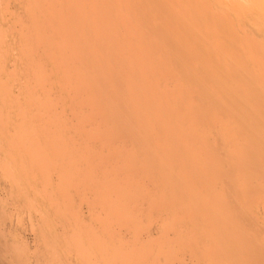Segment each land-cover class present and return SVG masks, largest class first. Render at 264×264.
<instances>
[{"label": "rangeland", "instance_id": "obj_1", "mask_svg": "<svg viewBox=\"0 0 264 264\" xmlns=\"http://www.w3.org/2000/svg\"><path fill=\"white\" fill-rule=\"evenodd\" d=\"M18 1L19 0H12V1L0 0V19H1L0 20L1 22L0 23V145H1L0 146V264H84V263L86 264H218V263L224 264L225 262L226 264L229 263L239 264V262L240 264H244V263L264 264V259H263L264 250L262 249L264 248V243H262L263 242L262 240H264V238H262V240L260 239L261 238L260 236L263 237L264 235V226H262L264 225V188H263L264 160H263V148H262L263 146L262 141L264 138V134L261 135L258 134L259 132H262V124L259 123L256 126L255 135L254 134L248 135L246 131H244V133L246 132V134H244L242 131H241L242 134H240V131L238 132V130H235L237 129L236 126H239L240 122L234 121V119H232L233 115H228L230 118L226 117L227 110L225 108H227L228 104H230V102L228 101H230L231 99L229 98L227 99L225 97L226 99L225 98L224 99L227 102V104H224L226 106L223 107L220 106L219 104H217L215 107L212 104H210L212 103L213 97H216L214 96L216 94L214 90L209 91L210 93L206 92L208 93V98L205 99L206 102L203 103H205L204 105L207 108L208 107L210 108V110L204 108L206 112L208 111V114L209 113L211 114L214 110H216L217 107L219 108L222 107L220 110H216V112H213V114L215 113L214 117L215 116L216 117L214 118L212 116V119L209 120L211 117L210 115L209 119L208 120L204 119L205 120L204 121L200 116H194V115L188 116L186 112L187 111L190 112L189 108L191 107L192 104L194 105V107L197 103H200L197 106L201 105L202 98H200L201 100L199 101L198 99L199 95H196L198 92L195 93V91L198 90L192 88H191L192 90L190 89L188 90L187 88L185 92L187 93V90L189 92L186 98H184L185 92L183 93L184 97L181 96L182 99L176 98L179 97L178 94L181 93L180 91H178V93L176 94V91L179 87H180L179 90H181V86L174 84V86L176 85L175 88H177L175 90L173 88L174 86L171 87L174 83L172 81L173 79L172 78H171L172 80L168 79L169 78L168 76L172 77V74L170 75L169 73L171 72L178 73V69H177L178 67L174 64V62L177 60L187 61V67L185 71L186 70L199 71L206 69L208 70V69H212V67L213 68L220 67L223 70L222 72L225 73L235 71L241 68H248V67H250V69L254 71L261 70L264 67V63H263L264 27L262 26L264 25V23L262 24V20L264 22L263 19L264 10H262L264 9L263 6L264 4H262L264 0H253V1L250 0L251 2L249 0H246L247 2L244 0L245 4L248 3L249 1V4L245 5V7L247 6L246 9H248V11H246L243 6L238 7V5H240L238 3L244 4V2H242L243 0H239L238 2H236L237 0H229V3L227 2V0H223V1L218 0L220 4L217 6L218 3H216L214 4V7L217 6V8L215 9L216 10L218 9L219 12L214 10L213 6L210 7L208 5L209 3L207 2L206 7L203 9V11L207 7H208L207 9H209L207 11L212 10L213 12L214 10L216 13H218V16L216 15L215 17L216 19L222 16L221 13H223V11L225 12V14L228 15V16L226 15L227 19L228 17L233 18L232 15L234 14L232 13H234V10H236L233 21L230 18L228 19L229 20L228 22L232 21L231 23H229L228 26L230 29L225 30V27L228 25V22L226 23L227 25L223 24V26L222 25L220 26L219 25L220 23L215 24L216 23L215 20H213V22L210 24L209 23H207V25L205 24L203 28L206 31L204 30L205 31L203 32L205 33L204 35L202 33L203 36L206 37L209 32L210 33L214 32L215 35L218 31L220 33L219 30L220 28H224L222 29L225 30L224 35L221 36L224 39L220 37L218 39L213 38L214 41L212 40L213 41L212 42L211 41L212 38H210L209 41V38L207 39V37L205 38L200 36V38H197L196 40L194 39L195 41L194 40L191 41L189 40L188 42L186 41L185 46L183 43L175 44L176 46L179 47L184 46V51H186V54L185 53L182 54L179 52L177 54H174L176 53V50H173L172 47H169L168 42H162V40L159 41L158 39H154V41H151V39H149L147 41L146 39H144L146 40V42H144V40L138 38L140 36L142 37L143 36L142 33L144 34L145 32V31L143 32L141 29L139 30V32L135 29H132L133 32L131 33H134V30L136 31L133 35L127 33L128 31L127 28L128 29L132 28V24L135 23L133 21L136 18L138 19L139 15L133 16L134 19L132 21L133 23L129 26L130 28L127 27V25H129L127 24L128 23L127 22L126 25H124V27L122 26V24H119L121 28L119 29V26H117L118 24L116 23L120 16L119 13L121 12L120 11L121 6H119V8L114 7V10L117 11L115 12L116 21H113L115 22L116 27L113 26V23L111 21L115 17L113 18L111 16L112 17L111 20L108 18V14H110L109 10H112V12L114 10L109 9L107 12V10L105 11L103 9V11H101V9L105 6L104 1L105 3H107L110 0H108L107 2L106 0H99V2L97 0L95 1L91 0L90 3L88 2L89 5L88 4L86 5V3H84L85 4L84 5L83 2L81 3L82 0H80L79 2L80 4H79L78 3L79 0H75L76 1L75 3L77 4L78 7L79 6L81 7L82 4L84 5V6L82 5L81 8H78L74 2L73 3L71 2V0H69L70 3L69 2L67 3L66 0H64L65 5L63 4V0H55V1L39 0L38 2L36 0H34V2L32 0L30 1L23 0L24 2L21 0L22 1L21 3H23L22 8L26 7V9L27 8L32 9V11L29 10L28 12V10L24 8L26 13L28 12L29 14L31 12L30 16L28 15V17H26V14L24 13V10L22 11V8L20 10L19 7H16L20 5L18 4ZM100 1L101 2L103 1L101 9L99 8L100 6L98 5ZM122 1L119 0L118 2H122ZM203 1L205 2L206 0ZM232 1H234L233 4L235 3L237 4V6L235 4L236 8L238 7L237 9L233 5H231L230 2ZM15 2L16 4H14ZM32 2L34 6L36 5L37 2L38 4L36 7L37 10L36 8H33ZM40 2H42L41 3L42 9L44 8V11L39 6ZM56 2L58 3L56 4ZM93 2L96 4H93ZM111 2H112L111 4L114 3L113 1ZM215 2H217V0H215ZM215 2L213 0H210V3H215ZM225 3H227L228 8L225 7V10L222 11V9H220L221 8L220 6H223ZM71 4H73V6L76 7L74 8L72 6L73 7L72 8ZM111 4L109 2L108 5ZM47 5H49L48 8L46 7ZM58 5L60 7L59 9L57 8ZM93 5H95V7L98 8L97 12L95 13H98L96 15H98L100 19H98L97 16H96L97 18H93L95 16L94 15L95 13L93 12L96 10L95 8H93L91 9V11L92 10L94 11L92 12L90 11V8H92ZM191 5L192 3L188 7H192ZM86 6L88 7L90 6L88 8V11L85 8ZM83 7L85 8L84 10V12L86 11L85 13L83 12L84 9ZM122 7H123V11L126 10V15H128V11L130 9L127 6H124V4L122 5ZM64 8L67 11L64 10L63 12ZM71 8L73 10L78 8L76 13L77 16L74 13L76 11H73ZM226 8L230 10L228 13H226L228 11ZM17 9H18V13H16L17 14L16 15L15 11ZM33 9L36 12L33 11ZM61 9L62 11H60ZM81 9L82 12L84 13V16L81 15V17L83 18L81 17L80 18L84 21V22L82 21L84 23V26L82 23L78 25L79 22H81V20L78 18L79 16L78 12H80ZM232 9L233 12L231 11ZM249 9L251 10L249 11ZM69 10L71 11V13ZM21 11L24 13V16ZM104 11L107 12L108 19L104 18L106 17V15H103L104 17L99 16V13L106 14L104 13ZM123 11L121 13H123ZM61 12L65 14L68 13V15L67 14L64 15L62 13L63 16H66L63 18L62 14L60 15ZM40 13L42 15H40ZM86 13H87V17L84 19ZM88 13H90V16L91 13H93L92 15L94 16H91L93 23L94 20H96L95 22L97 24L98 23L97 19L99 20L98 23L99 25L97 24L98 27H96L95 29H98L102 25V24L100 25V23L104 19L105 20L107 19V23L112 24V28H110L111 24L106 25L107 29L109 28L108 30H112L110 32L111 34H114V30H117L116 34H118L119 31L120 32L122 31L124 32L125 35L128 34L131 37L132 36L134 37V35L138 33L137 34L138 36L137 35L135 36L137 39L132 40L131 37L129 38V36L127 35V37H125V41L123 42L113 41L112 43L111 40L110 41L107 40L108 41L107 42L105 41V39L103 40L102 38L101 40L97 39L95 41V39L97 38L96 36H98L97 35L98 32L97 30L94 29V25H95L94 23L93 26L91 27H93V33L94 35L95 34L96 35L92 37L93 35L92 29L91 27H89L90 25H92V23L91 24L89 23L90 25H86L87 19L88 18L89 20L91 19ZM206 13L208 14L209 12ZM205 14L201 15V17L203 16L205 17L206 16ZM209 14L212 15L211 12ZM6 15H10L11 18L9 16L6 17ZM1 16H3V18L4 17L6 18L2 19ZM13 16H17L15 17L16 19L14 18L15 19L14 21L12 20ZM21 16H23V18ZM48 16L50 18H47ZM58 16L59 18L57 19ZM73 16H75L76 19L78 18L80 21H77ZM145 16L146 14H144V17ZM101 17L103 19H101ZM144 17L142 16L141 19L144 20L145 19ZM20 18L22 20L24 19V21H22L23 24L27 23L26 26L24 25L22 27L19 26L21 29L17 27V25H20V23H18L20 21ZM36 18L39 20V22L36 20ZM39 18H41V21L43 23L42 22L40 23ZM53 18L54 21L58 23V25L61 24L62 25L58 26L57 23L55 24ZM18 19L19 21H17ZM29 19L32 21V23L31 21L29 22ZM65 19H67L66 22ZM4 20H6V22ZM74 20H76L77 22ZM108 20H110V22ZM208 20L211 21L209 18ZM15 21H17L18 23V24L16 23L17 25L14 24ZM35 21H37L36 22L37 25L34 23ZM61 21L64 23V26ZM107 23L104 22V24ZM40 24H42L43 26L42 28ZM49 24L51 25L52 28L48 27ZM54 24L55 26H53ZM28 25L29 26L33 25V26H31L30 28ZM74 25L76 26L74 27ZM103 25L102 27H100L101 30L103 27H105V25L104 26ZM134 25L135 24H133V27ZM87 27L91 29V30L89 29L90 34L87 33V35L89 36L86 35L88 29ZM71 28H73V30ZM100 28L98 29V31L100 30ZM78 29L79 31L81 30V32H79ZM107 29L105 27L103 28L102 31L103 32L108 31ZM122 29H124V31ZM56 30L57 33L54 32ZM13 32L16 35L12 34ZM35 32L36 33L38 32L41 35L39 34L38 36H36ZM66 32L68 33L66 34ZM226 33L228 35H225ZM79 34L81 35V37ZM42 35L44 37H42ZM74 35L76 36V38L74 37ZM101 35L99 32V36H98L99 39ZM216 35H218V33ZM77 36L81 40L78 39L79 40L78 41ZM89 37L94 39L92 40ZM143 37L145 38L146 36ZM88 38L89 40H87ZM127 39H129L130 41H128ZM216 39L219 42H217ZM85 40H87V42L91 41V43L90 42L85 43ZM176 46L174 49H176ZM172 63L174 65L170 66L172 65ZM180 70L184 71V69H180ZM118 73L120 74L118 75ZM122 73L124 74L125 77L123 76ZM161 73L163 74L165 73L164 75L167 74L166 76L168 82L170 80L173 83L172 82L167 83L165 76H163V78L160 77V75H162ZM148 75H152V77L156 76L154 77L155 78L154 80H156L157 82H155L152 79L153 81L150 84L151 87L150 85L144 86V84H146V82L149 81L147 79L151 80V77L150 78L147 77ZM158 77L160 79L159 81H161L162 83L157 80ZM161 78L163 80L165 79V81L161 80ZM241 80L242 79H240L239 81ZM239 81L237 82L238 84H236L235 87L234 85H232L229 86V88L231 89L233 87L235 89L236 86H242L243 84H245L246 82L245 76L243 77L241 83H239ZM149 83L150 81L147 82V84ZM155 83L156 85L160 84L161 86L160 85L158 86H160L161 88L156 87V85L154 86ZM162 86H164V88H162ZM139 87H141V89L143 90L142 91L139 90ZM152 87L157 91L164 89L162 90V92L164 93L162 94V92L160 91L157 93L156 90L151 89ZM171 88H173L174 93L171 91L172 90ZM121 90L124 94H122ZM145 90L147 92H144ZM216 91H220V90H216ZM227 91L228 90H225L223 91V93ZM118 92L121 94H119ZM140 92H144L143 94L147 96L150 95L151 92V95L155 94V96L153 97L152 95L145 97V95L143 96L142 94L140 97V95H138ZM165 92H166V96L172 95V97L169 96L165 97ZM136 94L141 98V100L139 99V97L137 98ZM193 94L195 95L192 96ZM130 95L131 96L136 95V97H130ZM144 97L147 103L143 102ZM150 97L153 100L156 99L157 97L158 101L155 102L154 100L151 102L150 101L151 99H149ZM115 98L118 102L115 100ZM160 98L165 100V101L162 100L163 104H165V102L167 101L165 105L160 104L161 103ZM170 98L175 99L174 100L175 102L179 100L177 101L178 104L177 103L175 104V102H173V100ZM124 99H126L128 105L123 104L126 103ZM190 99L193 102H191ZM128 100L130 103L132 102L133 103L130 105ZM180 100L182 101L184 100L185 102H181L180 104ZM168 101L170 102V104ZM259 101L260 98L257 102L258 103L257 107L258 105H260L261 107V102ZM150 102L152 105H156V106L153 107L149 106ZM155 103H158L160 106ZM171 103L173 105L175 104V107L174 106L173 107L176 110L173 111V109H171L173 108ZM146 104L149 107H147ZM116 105H118L117 107H122L123 105V107L121 109L119 108L117 109ZM124 105H127V107ZM142 105H145L146 109L143 108L141 109L145 110V112H148V114H145L143 110L139 109L138 106L141 107ZM161 105L162 107H165L164 109H162L164 110V112L162 111L163 113L161 112V110H158V108L159 109L162 108ZM166 105L167 106L170 105V107L168 106V108L170 109L167 110ZM132 107L134 111L141 110L140 111L141 113L140 112L136 113V115L139 116L138 119H136L137 116L135 114H131L133 113ZM156 107H157L156 112L160 111L159 113L162 114L167 113L169 111L168 112L169 114H167L168 117L166 114H165L166 116L162 114L160 115L157 114V116L159 115V117L156 119V117H154V114L156 115V112L154 111L156 110ZM177 107L179 110L180 108L182 109L183 107L182 110H185L183 111L184 115L182 114V110H180L181 113L180 111H177ZM149 108H152V111L155 112L151 117L149 116L150 114L149 111H151V109ZM237 108L240 109L238 106ZM130 109H131V113H130ZM125 110L126 111L128 110V112H126ZM17 111L20 112V114ZM37 111H39L38 113L41 116L37 113ZM122 113L124 114L122 115ZM17 114L18 116H21V119L17 116ZM21 114L27 116H22ZM126 114L128 117L126 116ZM129 114L133 115L135 120L138 121L137 125L139 128L146 125V127L144 126L145 128L144 127L141 128V133L140 132L138 133L139 135L133 134L128 129H125L126 131L124 132L123 131L120 132L116 129L118 126L119 127L121 126V122L131 123L133 125L136 124L135 121L133 123L132 120H134V118ZM119 115H120L119 117L120 119L119 118L118 119L120 121L116 118ZM143 115L145 116L144 117L145 120L148 119V121L146 120L145 122V120H143L144 121L143 122L142 119H140V116L142 118ZM8 117H10L9 119H11L13 123L9 121ZM31 117H32L31 119L32 124L31 123L27 124V122H30L27 120ZM127 118H129L130 121H128ZM164 118L166 121L164 120ZM257 118L261 120L262 115L259 114ZM111 119L113 121L115 120L114 126H112L113 122L111 121ZM213 119L215 120L214 123H212ZM109 121L112 124H109ZM147 122L148 124H146ZM142 123L145 124L139 126V124ZM8 124H11L12 126ZM154 124L157 125V127H159L157 128L158 130L156 129ZM17 126H18V130H16ZM21 126L23 127L21 128ZM147 126L149 127V129L147 128ZM5 127H7L6 128L7 131ZM41 128L42 129L45 128L44 129V131L46 130L45 133L47 132L50 135L48 134L45 135L44 131ZM168 129L169 131H167ZM127 130L129 134L127 133ZM148 130L151 132L149 133ZM215 130L218 132H216ZM9 131L10 133L12 132L11 135L10 133H8ZM16 131H18V133H16ZM111 131H113L114 133L113 132L110 133ZM122 134H124L125 136ZM129 137L131 138L129 139ZM12 138H14V140ZM15 138L19 140L17 141V143L12 142V140L16 141ZM20 139L22 140L21 142ZM199 139L201 141H199ZM192 140L194 141L190 144V141ZM206 141L207 143L210 144H207ZM150 142L153 143V146L150 144ZM168 142L172 146H169L170 144ZM203 143L206 145H204ZM134 145L137 147H134ZM174 145L177 147L176 150H173V148L174 149L176 148ZM251 145L254 148H252ZM201 149L207 150L208 153L205 154L206 151H203ZM165 150H167L168 153ZM229 150L234 154L231 153ZM174 151L177 152V157L175 154L176 152ZM244 151L246 152L244 153ZM141 152H143V155L141 154ZM144 152L151 153V155L150 154L145 155L146 153ZM242 152L244 155L242 154ZM168 155H170L169 156L170 159L168 158ZM179 155L181 156L183 155V157ZM242 155L246 157L243 158ZM162 156H163V160H162ZM239 157L240 160H238ZM143 158H144V162L142 160ZM187 159H189V161ZM183 160L186 162V164L185 162H183ZM229 161H231V163ZM257 161L260 162V165L263 164L262 167H260ZM207 162L211 163L210 167L208 165L209 163ZM224 162L227 166L224 164ZM232 162L235 164V166L232 164ZM173 163H175V165ZM192 164H194L195 168ZM186 165L187 168H185ZM204 169L206 172L204 171ZM245 169H247L248 171ZM210 171L211 172L214 171V173L213 172L211 173ZM241 171L246 173V175L245 174L241 175L240 173ZM207 172L209 173L205 177V173ZM215 172H217V174ZM247 173L250 175H248ZM209 174H213V175L208 176ZM218 174L220 176H218ZM214 176H216V178ZM218 178H220V180ZM198 179L200 180L198 181ZM216 179H218V181ZM243 179H245V181ZM156 180L158 181V184ZM247 180L248 182H246ZM249 181L251 182V184ZM201 182H204V184ZM196 183H198V185ZM164 184H166V186ZM212 185L213 187H211ZM193 186L195 188H193ZM198 187L201 188V190L198 189ZM234 187L238 189H235ZM246 188L247 190H249L248 192ZM165 189H167L168 191ZM213 189L215 190L213 191ZM194 190L195 191L199 190V191L196 192L197 193L196 194ZM203 190L204 193H202ZM224 191L226 193H224ZM211 192L213 194L210 196ZM237 192L239 193L237 194ZM193 193H195L196 195ZM182 194H184V196ZM214 194L216 196H213ZM225 194L226 195L229 194V195L225 196ZM181 195L182 197H180ZM185 195L187 196V198ZM223 196L225 197V199ZM199 197L201 198L204 197V199L199 200L201 199ZM211 197H214L213 198L214 200ZM207 198H209L210 200L209 199L207 200ZM215 198H217L216 199L217 203L215 202ZM182 200H185V202ZM220 201L225 203V205H222L223 203H221ZM228 201L230 202V204ZM203 202H206V204H204ZM207 202H212L213 207L211 206L210 203ZM197 203H201V204L197 205ZM214 204L216 207H214ZM207 205L211 206L213 209L211 207L208 208ZM168 206L170 207V209L171 208L172 209L170 210ZM224 206L227 208H225ZM234 206L236 207V209H238V207L242 209H239L238 210L239 212H237V210L235 209L233 210ZM190 207H191V212L186 213L187 211H190L189 209ZM198 207H201L202 209L200 210V208ZM222 209L226 211L224 212ZM205 210H207L206 211L207 214L204 213ZM213 210H216L215 213L219 210L218 211L219 213L217 212L216 214L217 218L213 217L215 214V213L213 214L214 212ZM227 210L231 212L229 213L227 212ZM240 210L242 212H240ZM180 211L181 212L183 211L184 213L182 212L181 214ZM200 211H202L201 213L204 215H202ZM194 213H198V214H194ZM235 213L237 214V216ZM225 214L226 215L229 214V216L227 215L228 218L225 217L226 216ZM177 215L179 216L177 217ZM210 215L211 216L213 215L212 216L213 218H211ZM240 215L243 216L239 217ZM201 216L202 217L204 216L203 218H201L202 220L199 219V217ZM188 217L190 218L188 219ZM194 217L195 219L193 220ZM229 217L231 218L234 217V220L232 219L233 221H231ZM179 218L181 219V223L180 220L178 222ZM219 218L220 221H218ZM238 218L241 219L239 222L237 221L239 220ZM256 218L258 222L254 220ZM196 219L199 221V223H197ZM213 219L215 221H213ZM207 221L209 224H207ZM189 222H191L190 223L191 225L189 224ZM195 223L197 224L196 228L192 226L195 225ZM231 223L233 224L230 225ZM206 224L207 226L205 227L204 225ZM220 224L221 225L224 224V225L220 226ZM257 225L258 228L260 227L259 229L257 228ZM216 226L218 228H216ZM219 226L223 228H220ZM233 226L235 227L232 230L233 231L232 234L231 229L233 228ZM168 227L170 229H168ZM190 227L193 228L191 229ZM197 227L199 231H197ZM181 228H183L184 230ZM188 228H190V230ZM208 228L210 229V231ZM244 228H246V230ZM193 229L195 231H193ZM221 229H224L226 232L224 230L222 231ZM251 229L254 230L255 234L253 233L251 234V232H253L251 231ZM260 229L262 232L261 231L259 232ZM213 230H215L216 232L215 231L213 232ZM171 231L173 232L171 233ZM196 232L197 235L195 234ZM239 233H242L240 234L242 236H240ZM206 234H208L207 237L209 236L210 238H207ZM229 234L231 237H229ZM185 235L187 238L185 237ZM194 235L195 237H193ZM199 235L201 236V238L199 237ZM245 236L248 237L249 239L246 238ZM254 236H255L254 240L256 241V243L252 240ZM244 237L246 239H244ZM238 238L239 241L238 240L236 241V239ZM207 239H209V241ZM226 239L228 242L226 241ZM258 239H260L259 240L260 243L258 242L259 243L258 246L260 248H258L257 246ZM246 241H248L249 243H246ZM252 241L254 242V244ZM193 242H195L196 244ZM207 242H210L211 244L209 245ZM223 242L226 243V244L224 243V245L226 246H222ZM213 244L215 247L213 246ZM248 244L250 246L251 251L250 249L247 248ZM252 244L254 245L253 247ZM237 246L240 247L238 248ZM208 247L211 248L208 249ZM223 247H226L227 251L230 250L229 252L230 254L229 253L227 254L226 251H224L226 249H224ZM220 248H223L224 250L223 249H221L222 251L218 250ZM245 249L250 251L248 253V251L246 250L245 251L247 253L246 255H244ZM233 251L234 254L232 253ZM254 256L255 258L253 259L252 257ZM197 257L199 259H197ZM235 257L237 258L238 261L239 260L240 261L238 262ZM241 258H243V260ZM82 260L84 262H82ZM250 260L251 261L254 260L253 263Z\"/></svg>", "mask_w": 264, "mask_h": 264}, {"label": "bare ground", "instance_id": "obj_2", "mask_svg": "<svg viewBox=\"0 0 264 264\" xmlns=\"http://www.w3.org/2000/svg\"><path fill=\"white\" fill-rule=\"evenodd\" d=\"M12 1V0H11ZM19 1H20V3H19ZM18 1V4H20V5H18V6H16V7H19V9L21 10V8H22V4L23 3H21L22 1L21 0H19ZM27 1V0H26ZM30 1V0H29ZM33 2H34V0H32ZM37 2L39 1V0H36ZM44 1V0H43ZM55 1V0H54ZM85 1V2H84ZM82 0L81 1V3L83 2V4L84 3H86V5L88 4V2L90 3L91 2V0L89 1V0ZM87 1V2H86ZM95 1V0H94ZM98 2H99V0H97ZM108 0H106V2H107ZM111 1H113L114 3L113 4H111L112 2ZM119 0H110V1H108L107 3H105V1H104V7L101 9V7H102V2L100 1V3H98V5L100 6L99 8L101 9V11H103V9L106 11L107 10V12H108V10L109 9H113L114 10V7H117V8H119V6H121L122 7V5L124 4V6H127L130 10L128 11V15H126V10H124L123 11V7H122V10H121V7H120V11L122 12L123 11V13H121V14H123V15H121L120 13H119V18H118V21H117V23L116 24H118L117 26H119V24H122V26L124 27V25H126V23L127 24H129V25H127V27H129L133 22H135V23H133V24H135L136 25V27H135V25H134V27H133V24H132V28H130V29H128L127 28V30L128 31H130V32H128L127 31V33H129V34H131V35H133L136 31L135 30H137L138 32H139V30L141 29L143 32H144V34L142 33V35L143 36H146L145 38L142 36H140V33H139V36L140 37H138V38H140L141 40H144V39H146L147 41L149 40V39H151V41H154V39H158L159 41H161L162 40V42H168V46L169 47H172L173 48V50H176V53H174V54H177L178 52L179 53H182V54H186V51H184V46H185V42L187 41H191V40H196L197 38H200V36H202V37H205V36H203L205 33H203V32H205L206 30L203 28V26H205V24L207 25V23H212L213 22V20H215V24H219L220 26L222 25L223 26V24H226L229 20V18L230 17H228V19L226 18L228 15L227 14H225V12L223 11V10H225V7H227L228 8V5H227V3H225L223 6H220L221 8L220 9H222V11H223V13H221L222 14V16L221 17H218L217 19L215 18L216 17V15L218 16V13H216L214 10H216L215 8H217V6L220 4V0L218 1L217 0V2H215V0H213L215 3H210V0H206L205 2L203 1V0H201V3H200V0H120V1H122V2H118ZM193 1H195V2H193ZM223 1V0H222ZM239 0H237L236 2H238ZM246 1V0H245ZM245 1L243 0L242 2H244V4H241V3H238V4H240V5H238V7L239 6H243L244 8H245V10L246 11H248V9H246V7H245V5H248L249 4V1H248V3H246L245 4ZM251 1H253V0H251ZM250 1V2H251ZM24 2V1H23ZM33 2H32V5H33ZM37 2H36V5L34 6L33 5V8H36L37 7ZM46 2V1H45ZM66 2L68 3L69 2V0H66ZM71 2L73 3H75L76 1L74 0V1H72L71 0ZM80 2V0L78 1V3ZM109 2H110V4L111 5H108L109 4ZM207 2L209 3L208 5L211 7V6H213L214 7V4H216V3H218L217 4V6L216 7H214V10H213V12H212V10L211 11H207V10H209V9H205L204 11H203V9L206 7V4H207ZM212 2V1H211ZM227 2L229 3V0H227ZM241 2V1H240ZM247 2V1H246ZM42 2H40V4H41ZM53 3V2H52ZM58 2H56V4H57ZM70 3V2H69ZM192 3V7H188L190 4ZM194 3V4H193ZM231 3V5H233L235 8H236V6H237V4H236V6H235V4H233L234 3V1H232V2H230ZM14 4H16V2L14 3ZM39 4V6L41 7V9H42V4L40 5ZM48 4V3H47ZM63 4H64V0H63ZM76 4V3H75ZM80 4V3H79ZM82 4V5H83ZM93 4H96V3H94L93 2ZM122 4V5H121ZM210 4H213V5H210ZM262 4H264V2L262 3ZM61 5V4H60ZM65 5V4H64ZM82 5H81V7H82ZM85 5V4H84ZM83 5V6H84ZM89 5V4H88ZM207 5V6H208ZM227 5V6H226ZM230 5V6H231ZM23 6H25V5H23ZM38 6V7H39ZM48 6L49 5H47L46 7L48 8ZM63 6V5H62ZM70 6V5H69ZM68 6V7H69ZM73 6V4H71V7ZM76 6H77V4H76ZM76 6H73L74 8L76 7ZM94 6V7H93ZM92 6V8H90V11H91V9H93V8H95L96 10L94 11V10H92V11H94L93 13H95V12H97V10H98V8L97 7H95V5H93ZM264 6V5H263ZM72 7V8H73ZM78 7V6H77ZM80 6L78 7V8H81ZM90 7V6H89ZM88 6H86L85 8L87 9V11H88V8H89ZM233 7V8H234ZM237 7V8H238ZM241 7H240V9H241ZM6 8V7H5ZM25 9H26V7H24ZM24 8H22V11L24 10V13L26 14V17H28V15L30 16V13L28 14V12H29V10L30 11H32V9H26V10H28V12L26 13L25 12V9ZM58 9L60 8L59 7V5H58V7H57ZM71 8V9H72ZM78 8H76L75 10H73V11H76V12H74L75 13V15H76V13H77V9ZM84 8V7H83ZM85 8L83 9V12H84V10H85ZM116 8V9H117ZM226 8V9H227ZM236 8V9H237ZM243 8V9H244ZM16 9V8H15ZM50 9V8H49ZM70 9V10H71ZM229 9H230V7H229ZM20 10H19V12H20ZM36 10H37V8H36ZM40 10V9H39ZM43 11H44V8L42 9ZM64 10H66L65 8L63 9V12H64ZM69 10V11H70ZM80 10V9H79ZM78 10V11H79ZM228 10V9H227ZM226 10V11H227ZM251 9H249V11H250ZM262 10H264V9H262ZM15 11V10H14ZM21 11V12H22ZM33 11H35L34 9H33ZM42 11V12H43ZM60 11H62V9L60 10ZM67 11V10H66ZM89 11V12H90ZM91 11V12H92ZM100 11V12H101ZM104 11V13H106V14H102V13H99V16H102V17H104L103 15H106V17H104V18H107V12H105ZM112 12V10H109V13L111 14V12ZM117 10H114L113 12H112V14L110 15V14H108V18L109 19H111L112 20V17L115 19H113L111 22L113 23V26H115V22H113V21H116V15H115V12H116ZM217 12H219V10L217 9L216 10ZM230 10H228L226 13H228ZM232 12H233V9L231 10ZM236 10H234V13H232V14H234L235 15V12ZM244 11V10H243ZM245 11V12H246ZM36 12V11H35ZM38 12V11H37ZM41 12V11H40ZM49 12V11H48ZM53 12H54V10H53ZM56 12V11H55ZM63 12H61L60 13V15L63 13ZM82 12V9H81V11L80 12H78V14H79V16H78V18L81 20V22H79V24L78 25H80V23H82L83 24V26H84V21L81 19V18H83V17H81V15H83L84 16V13L86 12H84L83 13ZM202 12V13H201ZM204 12V13H203ZM206 12H211V14L212 15H210L209 13L207 14ZM16 13H18V9L15 11V14ZM23 13V12H22ZM24 13H23V16H24ZM47 13V12H46ZM70 13H71V11H70ZM80 13H83V14H80ZM93 13H91V16H94L93 18H97L98 17V15H96V14H98V13H95L94 15H92ZM125 13V14H124ZM206 13V14H205ZM215 13V14H214ZM260 13V12H259ZM258 13V14H259ZM263 13V12H262ZM36 14V13H35ZM64 15H68V13H63ZM63 14H62V16H63ZM100 14H102V15H100ZM113 14H114V16H113ZM144 14H146V16L144 17ZM203 14H205L206 16L204 17H201V15H203ZM214 14V15H213ZM221 14H219V15H221ZM230 14V13H229ZM231 14V15H232ZM17 15V14H16ZM22 15V14H21ZM32 15V14H31ZM40 15H42L41 13H40ZM47 15V14H46ZM50 15V14H49ZM57 15V14H56ZM74 15V14H73ZM88 15H89V17L91 18L90 20H89V18L87 19V23H86V25H90L91 23H92V25H90L89 27H91V26H93V24L95 23V25H94V29L96 28V27H98V23H99V20L98 19H100L99 17H98V19H97V24H96V20H94V23L92 22L93 20H92V17L90 16V13H88ZM135 15H139V17H138V19L136 18L134 21H133V19H134V17L133 16H135ZM197 15H199V16H197ZM208 15V16H207ZM227 15V16H226ZM234 15H232L233 16V18H234ZM262 15V14H261ZM7 16H9L10 17V15H6V17ZM23 16H21L22 18H23ZM36 16V15H35ZM55 16V15H54ZM69 16H71V15H69ZM77 16V15H76ZM97 16V17H96ZM112 16V17H111ZM142 16L145 18L144 20L143 19H141L142 18ZM210 16H211V18H210ZM231 16V17H232ZM2 17V19H4V18H6V17H4L3 18V16H1ZM15 17H17V16H13V18H12V20L14 21L16 18ZM26 17H25V19H26ZM43 17H44V15H43ZM42 17V18H43ZM61 17V16H60ZM64 17H66V16H63V18ZM74 18H75V16H73ZM81 17V18H80ZM87 17V13H86V16L84 17V19ZM101 17V19H103ZM206 17H207V20H208V18L211 20V21H207L206 20ZM213 17V18H212ZM11 18V17H10ZM10 18H8V19H10ZM15 18V19H14ZM37 18H38V16H37ZM36 18V20L39 22V20ZM47 18H50L49 16L47 17ZM59 18V16L57 17V19ZM76 19L77 21H80L79 19ZM107 18V19H108ZM204 18V19H203ZM233 18H230V19H232V21H233ZM40 19V23L42 22L41 21V18H39ZM46 19V18H45ZM60 19H62V18H60ZM107 19L104 21H102L101 23H100V25L102 24H104V22L105 23H107ZM227 19V20H226ZM262 19V18H261ZM264 19V18H263ZM1 20V19H0ZM11 20V21H12ZM32 20H33V18H32ZM50 20V19H49ZM66 20L67 19H65V22H66ZM76 20H74V21H76ZM217 20H218V22H217ZM5 22H6V20H4ZM10 21V22H11ZM17 21H19V19L17 20ZM17 21H15V23L14 24H16L17 23ZM20 21L22 22V21H24V19L22 20L21 18H20ZM18 22V23H20V25H17V27H22L23 25L24 26H26V24L27 23H24L23 24V22L21 23V22ZM31 20L29 19V22H30ZM37 21H35L34 23L36 24V22ZM43 21H44V19H43ZM53 21H54V18H53ZM73 21V22H74ZM76 21V22H77ZM83 21V22H82ZM88 21H91V22H88ZM101 21V20H100ZM109 22H110V20H108ZM133 21V22H132ZM136 21H137V24H136ZM139 21V22H138ZM221 21V22H220ZM232 21H230V22H228V25L225 27V30H228V29H230L228 26H229V23H231ZM26 22V21H25ZM55 22V24L57 23L56 21H54ZM62 22V21H61ZM76 22H75V24H76ZM1 23V22H0ZM8 23V22H7ZM31 23H32V21H31ZM43 23V22H42ZM49 23V22H48ZM63 23V22H62ZM69 23V22H68ZM67 23V24H68ZM70 23H72V22H70ZM90 23V24H89ZM234 23V22H233ZM232 23V24H233ZM264 22H263V20H262V24H263ZM30 24V23H29ZM55 24L53 25V26H55ZM59 24H60V21H59ZM66 24V25H67ZM81 24V25H82ZM110 25L111 23H107V24H104L105 25V27H106V29H107V26L106 25ZM214 24V23H213ZM212 24V25H213ZM261 24V25H262ZM11 25V24H10ZM34 25V24H33ZM33 25H28L30 28H31V26H33ZM37 25V24H36ZM41 25V28L43 27L42 26V24H40ZM44 25H45V23H44ZM50 25V24H49ZM48 25V27H51V25L49 26ZM57 25H58V23H57ZM62 25V24H61ZM61 25H58V26H61ZM85 25V26H86ZM97 25V26H96ZM102 25L100 26V27H102ZM103 25V26H104ZM12 26V25H11ZM63 26H64V23H63ZM76 25H74V27H75ZM121 26V27H122ZM263 27H264V25H262ZM14 27V26H13ZM19 27V28H20ZM36 27V26H35ZM47 27V26H46ZM67 27V26H66ZM69 27V26H68ZM73 27V28H74ZM79 27V26H78ZM89 27H87L86 29H87V32H86V35H87V33L88 34H90V30L92 29V33H93V27H91V29L89 28ZM99 27V28H100ZM105 27H103V28H105ZM116 27V26H115ZM228 27V28H227ZM25 28V27H24ZM38 28V27H37ZM52 28V27H51ZM55 28V27H54ZM61 28V27H60ZM73 28H71L72 30H73ZM80 28V27H79ZM84 28V27H83ZM98 28V29H99ZM103 28H102V30H103ZM110 28H112V24L110 25ZM227 28V29H226ZM16 29H18V28H16ZM21 29V28H20ZM27 29H29V28H27ZM33 29V28H32ZM36 29V28H35ZM39 29V28H38ZM59 29V28H58ZM81 29V28H80ZM90 29V30H89ZM98 29H95V30H97V35L99 36V32H100V39L98 38V36H96L97 38L95 39V41L98 39V40H101V38L104 40L105 39V41H112V43H113V41L114 42H116V41H125V37H127V35H125L124 34V32H122L123 33V35H122V33L119 31L118 32V34H116V31L117 30H114V34H111L110 32L112 31V30H108V31H102L101 30V28H100V30L102 31H98ZM115 29H117V28H115ZM119 29H121L120 28V26H119ZM118 29V30H119ZM132 29H135L134 30V33H131V32H133L132 31ZM203 29V30H202ZM222 29H224V28H220L219 30H220V33H219V31L217 32L218 33V35H216L217 33H216V31H215V35H214V32L212 33V35H211V33L209 32L208 34H210V35H208L207 34V39L209 38V41H210V38H212L211 39V41L213 40V38H223V37H221V36H223L224 35V31L225 30H222ZM24 30V29H23ZM41 30V29H40ZM39 30V31H40ZM47 30V29H46ZM50 30H52V29H50ZM75 30V29H74ZM85 30V29H84ZM83 30V31H84ZM105 30V29H104ZM123 31H124V29H122ZM205 30V31H204ZM25 31V30H24ZM35 31H37V30H35ZM44 31V30H43ZM42 31V32H43ZM48 31V30H47ZM60 31V30H59ZM58 31V32H59ZM70 31V30H69ZM78 31H79V29H78ZM142 31H140V32H142ZM147 31V32H146ZM230 31V30H229ZM15 32V31H14ZM12 33V34H14V35H16L15 33ZM17 32V31H16ZM41 32V31H40ZM49 32V31H48ZM51 32V31H50ZM55 33H57V30L56 31H54ZM61 32V31H60ZM79 32H81V30L79 31ZM11 33V32H10ZM19 33H20V31H19ZM22 33V32H21ZM30 33H32V32H30ZM36 33V32H35ZM38 33V32H37ZM36 33V36H38L40 33H38L37 34ZM64 33V32H63ZM68 32H66V34H67ZM72 33V32H71ZM107 33V34H106ZM110 33V34H109ZM202 33H203V35H202ZM207 33V32H206ZM43 34V33H42ZM51 34V33H50ZM61 34V33H60ZM73 34H74V31H73ZM138 33H136L135 35H134V37L137 35ZM147 34V35H146ZM25 35V34H24ZM41 35V34H40ZM45 35V34H44ZM78 35V34H77ZM80 35V34H79ZM92 35V34H91ZM90 35V36H91ZM96 35V34H95ZM94 35V33H93V35H92V37L93 36H95ZM214 35V36H213ZM225 35H228L227 33L225 34ZM46 36V35H45ZM60 36V35H59ZM71 36H72V34H71ZM87 36H89V35H87ZM129 36V38L131 37L130 35H128ZM138 36V35H137ZM213 36V37H212ZM42 37H44L43 35H42ZM48 37V36H47ZM66 37V36H65ZM74 37L76 38V36L74 35ZM80 37H81V35H80ZM84 37H85V34H84ZM133 36L131 37V39L133 40H136L137 38L135 37L134 38ZM205 37V38H206ZM46 38V37H45ZM51 38V37H50ZM62 38H63V36H62ZM73 38V37H72ZM74 38V39H75ZM87 38V37H86ZM90 39H94V38H91V37H89ZM89 38L87 39V40H89ZM226 38V37H225ZM26 39V38H25ZM68 39H69V36H68ZM81 40L80 38H78V36H77V40ZM216 39V40H217ZM224 39V38H223ZM222 39V40H223ZM24 40V39H23ZM31 40V39H30ZM50 40V39H49ZM65 40V39H64ZM78 40V41H79ZM87 40H85V43H91V41H89V42H87ZM128 41H130L129 39H127ZM146 40H144V42H146ZM194 40V41H195ZM76 41V40H75ZM77 41V42H78ZM104 41V42H105ZM107 41V42H108ZM139 41V40H138ZM137 41V42H138ZM157 41V40H156ZM214 41V40H213ZM212 41V42H213ZM84 42V41H83ZM101 42V41H100ZM170 42V43H169ZM217 42H219L218 40H217ZM28 43V42H27ZM106 43V42H105ZM178 43H183L184 44V46L183 47H179V46H176L175 44H178ZM26 44V43H25ZM81 44H82V42H81ZM175 46H176V49H174L175 48ZM80 47V46H79ZM82 51H83V48H82ZM61 52V51H60ZM163 52H164V50H163ZM162 52V53H163ZM29 53V52H28ZM85 53V52H84ZM173 54V55H174ZM25 55V54H24ZM78 55V54H77ZM80 55V54H79ZM76 56V55H75ZM72 59V58H71ZM94 59V58H93ZM125 59V58H124ZM70 60V59H69ZM73 60V59H72ZM90 60V59H89ZM65 61V60H64ZM124 61V60H123ZM126 61V60H125ZM91 62V61H90ZM89 62V63H90ZM94 63V62H93ZM92 63V64H93ZM263 63H264V58H263ZM27 64V63H26ZM71 64V63H70ZM174 64L178 67H176L177 69H178V73H169L170 75L172 74V77H170V76H168L169 78L168 79H171L172 81H170L169 80V82L171 83H173V85L171 86V87H173L174 86V84H176V85H178V86H181V90H184V91H181V90H179V88L177 89V88H175V86L173 87L175 90L177 89V91H176V94L178 93V91H180L181 93H179L178 94V96L179 97H176V98H179V99H182V97H184V94H185V97L184 98H186L187 96H188V90L190 89V90H192V89H197L198 91H195V93L196 92H198L196 95H199V97L198 96H196V97H198V99H199V101L201 100L200 98H202V101H201V105L200 106H197L198 104H200V103H194V104H196L195 105V107H194V105L192 104L191 105V107L189 108V110H190V112H188L187 111V109H186V113H187V115L188 116H200L203 120L205 119V120H208L209 119V117H210V115H211V117H210V119L209 120H211L212 119V116L214 117V115H215V113L213 114V112H216V110H220L223 106H226V105H224V104H227V102L225 101V99L227 98H229V99H231L230 101H228V102H230V104H228V106H227V108H225L226 110H227V116L226 117H229L228 115H233V118L232 119H234V121H238V122H240L239 123V126H236L237 127V129H235V130H238V132L240 131V134H242L241 133V131L244 133V131H246L247 132V134L248 135H250V134H256V126L259 124V123H261L262 124V132H259L258 134H264V67L261 69V70H259V71H254V70H252V69H250V67H248V68H241V69H238V70H235V71H231V72H222L223 70H222V68H220V67H218V68H213L212 67V69H206V70H199V71H193V70H186L185 71V69H186V67H187V61L185 60V61H183V60H177V61H175L174 62ZM173 63H172V65H170V66H173L174 65ZM57 65V64H56ZM29 66V65H28ZM67 66V65H66ZM93 66V65H92ZM167 66V65H166ZM57 67V66H56ZM129 68V67H128ZM32 69V68H31ZM65 69V68H64ZM127 69V68H126ZM180 69H184V71H181ZM51 70V69H50ZM66 71V70H65ZM72 71V70H71ZM37 72V71H36ZM128 72V71H127ZM125 73V72H124ZM150 73V72H149ZM63 74V73H62ZM67 74V73H66ZM70 74H72V73H70ZM120 73H118V75H119ZM123 74V73H122ZM129 74V73H128ZM148 74V73H147ZM162 75H160V77H162L163 78V76H165L164 78L167 80V74L166 75H164L163 73H161ZM168 74V75H169ZM42 75V74H41ZM118 75H115V76H118ZM152 75H154V74H152ZM152 75H148L147 77L148 78H150L151 77V80L150 79H147V80H149L150 81V83L149 84H147V82H149V81H147L146 82V84H144V86H146V85H150L151 84V82L155 79L154 77H156V76H153L152 77ZM156 75V74H155ZM174 75H175V78H174ZM123 76H124V74H123ZM245 76V79H246V82H245V84H243L242 86H236V88L234 89L233 87L230 89L229 88V86H232V85H234V87H235V85L236 84H238L237 82L240 80V79H242L243 80V77ZM40 77V76H39ZM121 77V76H120ZM125 77V76H124ZM37 78V77H36ZM43 78V77H42ZM116 78V77H115ZM118 78V77H117ZM161 78V80H163ZM66 79H68V78H66ZM153 79V80H152ZM165 79L163 80V81H165ZM108 80V79H107ZM124 80V79H123ZM157 80L159 81L160 79H159V77L157 78ZM242 80L241 81H239V83H241L242 82ZM102 81H103V79H102ZM155 82H157L156 80H154ZM107 82V81H106ZM110 82V81H109ZM159 82H161V81H159ZM168 82V80H167V83H169ZM154 83V82H153ZM153 83H152V86H153ZM162 83V82H161ZM156 85V83L154 84V86ZM158 85H160V84H158ZM158 85H156V87H160V86H158ZM171 85V84H170ZM240 85V84H239ZM165 86H166V84H165ZM177 86V87H178ZM190 86V87H189ZM124 87V86H123ZM142 87V86H141ZM141 87H139V90H143V89H141ZM150 87H151V85H150ZM168 87V86H167ZM238 87V88H237ZM240 87H242V88H240ZM143 88V87H142ZM161 88V87H160ZM162 88H164V86H162ZM173 88H171L172 90V92H173ZM183 88V89H182ZM185 88V89H184ZM188 88V90H187V93L185 92V90ZM192 88V89H191ZM240 88V89H239ZM147 89H149V88H147ZM146 89V90H147ZM151 89H154L153 87L151 88ZM150 89V90H151ZM167 89V88H166ZM123 90V89H122ZM122 90H121V92H122ZM138 90V91H139ZM144 91V92H147V91ZM154 90H156V89H154ZM158 90H159V88H158ZM162 90H164V89H162ZM162 90H159L160 92H162ZM169 90H170V88H169ZM215 91L216 92V94L214 95V96H216V97H213V99H212V103H210V104H212L214 107L217 105V104H219L220 106H222V107H217V108H219V109H217L216 108V110H214L211 114L209 113L208 114V111L206 112V110H204V108L205 109H208V110H210V108L208 107H206L204 104L205 103H203V102H206V100L205 99H207L208 98V93H210L209 91ZM216 90H220V91H216ZM225 90H228L227 92H224L223 93V91H225ZM157 91V90H156ZM159 91H157V93L159 92ZM144 92H140L138 95H140V97H141V95L144 93ZM149 92V91H148ZM151 92H153V91H151ZM151 92H150V95H148V96H152L151 95ZM185 92V93H184ZM206 92H208V93H206ZM119 93V92H118ZM126 93V92H125ZM155 93V92H154ZM164 92H162V94H163ZM174 93V92H173ZM184 93V94H183ZM192 93H193V91H192ZM119 94H121V93H119ZM122 94H124L123 92H122ZM134 94V93H133ZM180 94H182V95H180ZM191 94V93H190ZM221 94V95H220ZM127 95H129V94H127ZM137 95V94H136ZM136 95L135 96H131L130 95V97H136ZM137 95V98L139 97ZM145 94H143V96H144ZM158 95V94H157ZM156 95V96H157ZM171 95V94H170ZM195 94H193L192 96H194ZM205 95H207V96H205ZM121 96V95H120ZM126 96V95H125ZM147 95H145V97H148ZM155 96V94L153 95V97ZM159 96H160V93H159ZM163 96V95H162ZM167 96H169V95H167ZM166 96V92H165V97H167ZM182 96V97H181ZM209 96H211V95H209ZM218 96V97H217ZM222 96V97H221ZM224 96V97H223ZM122 97V96H121ZM129 97V98H130ZM139 97V99L141 100V98ZM145 97H144V101L143 102H145V103H147V101L145 100ZM158 97V96H157ZM157 97H156V99H154L155 100V102L156 101H158L157 100ZM169 97H172V95L171 96H169ZM203 97H206V98H203ZM226 97V98H225ZM159 98V97H158ZM183 98V99H184ZM190 98V97H189ZM195 98V97H194ZM225 98V99H224ZM259 98H260V101L259 102H261V107H260V105H258V107H257V102H258V100H259ZM135 99V98H134ZM149 99H151L150 101L152 102V101H154L151 97L149 98ZM148 99V100H149ZM166 99H168V98H166ZM170 99H172V98H170ZM192 99V98H191ZM191 99H190V101H191ZM197 99V98H196ZM115 100H116V98H115ZM125 100V102H126V99H124ZM131 100V99H130ZM160 100H161V103L160 104H162V105H165L166 104V102H165V104H163L162 103V100L163 99H161L160 98ZM173 100V102H175L174 100L175 99H172ZM177 100V99H176ZM117 101V100H116ZM133 101V100H132ZM135 101V100H134ZM163 101H165V100H163ZM177 101H179V100H177ZM177 101L175 102V104L177 103ZM224 101H225V103H224ZM245 101V102H244ZM34 102V101H33ZM32 102V103H33ZM118 102V101H117ZM123 102V101H122ZM128 102H129V100H128ZM151 102H150V105L149 106H156V105H152L151 104ZM169 102V101H168ZM181 102H185L184 100L182 101V100H180V104H181ZM191 102H193V101H191ZM196 102H197V100H196ZM211 102V101H210ZM242 102H244V103H242ZM36 103V102H35ZM34 103V104H35ZM38 103V102H37ZM133 103V102H132ZM132 103H130L129 102V104L131 105ZM148 103H149V101H148ZM159 103V102H158ZM158 103H155V104H158ZM209 103V102H208ZM215 103V104H214ZM122 104V103H121ZM123 104H127V102L126 103H123ZM143 104V103H142ZM154 104V103H153ZM169 104H170V102H169ZM172 104V103H171ZM175 104L173 105L172 104V107L174 106L175 107ZM178 104V103H177ZM242 104V105H241ZM19 105H20V103H19ZM128 105V104H127ZM127 105H124V106H126L127 107ZM159 105V104H158ZM162 105H161V107H162ZM190 105V104H189ZM189 105H187V106H189ZM13 106V105H12ZM18 106V105H17ZM38 106V105H37ZM118 105H116V107H117ZM142 106H144V107H142ZM141 107L140 106H138L139 107V109H141V108H143V109H146V107H145V105H142ZM146 106H147V104H146ZM149 106H147V107H149ZM160 106V105H159ZM158 106V107H159ZM167 106V105H166ZM169 107H170V105H168ZM168 106L166 107L167 108V110L168 109H170V108H168ZM180 106V105H179ZM202 106V107H201ZM212 106V107H213ZM237 106L240 108V109H238L237 108ZM22 107V106H21ZM26 107V106H25ZM34 107V106H33ZM36 107V106H35ZM115 107V108H116ZM122 107H123V105H122ZM122 107H117V109L119 108V109H121ZM174 107L173 108H171V109H173V111L174 110H176V109H174ZM12 108H14V107H12ZM18 108H20V107H18ZM130 108V107H129ZM165 107H162L161 109H159L158 108V110H161V112L163 111L164 112V110H162V109H164ZM201 108V109H200ZM237 108V109H236ZM26 109H29V108H26ZM134 109H135V106H134ZM134 109H133V107H132V111H133V113H131V109H130V113L131 114H135L136 115V113L137 112H140L141 110H143V109H141L140 111H134ZM137 109V108H136ZM138 109V110H139ZM149 109H151V111H149L150 112V114H149V116L151 117V116H153V114L157 111V107H156V110H154V111H152V108H149ZM148 109V110H149ZM182 109H183V107H182ZM181 108H180V110H182ZM212 109V108H211ZM166 110V111H167ZM179 109H178V107H177V111H180ZM240 110V111H239ZM19 111V110H18ZM17 111V112H18ZM25 111V110H24ZM126 111V110H125ZM165 111V112H166ZM172 111V112H173ZM183 111H185V110H182V114L184 115V112ZM238 111V112H237ZM21 112H22V110H21ZM39 111H37V113H38ZM119 112H120V110H119ZM122 112H123V110H122ZM126 112H128V110L126 111ZM143 112L145 113V114H148V112H145V110H143ZM160 112V111H159ZM159 112H156V115L154 114V117H156V119L159 117V115L160 114H162V113H159ZM169 112V111H168ZM164 113V114H162V115H167V114H169V113ZM210 112V111H209ZM218 112V111H217ZM224 112V111H223ZM261 112V113H260ZM19 114H20V112H18ZM26 113H27V111H26ZM30 113V112H29ZM141 113V112H140ZM180 113H181V111H180ZM186 113H185V115H186ZM225 113V112H224ZM229 113H231V114H229ZM238 113V114H237ZM24 114V113H23ZM23 114H21L22 116H27V115H23ZM32 114V113H31ZM39 114V113H38ZM118 114V113H117ZM120 114H121V112H120ZM124 113H122V115H123ZM131 114H129L130 116H132L133 117V115H131ZM143 114V113H142ZM157 114H159L158 116H157ZM213 114V115H212ZM237 114V115H236ZM262 115V119L261 120H259L257 117H258V115ZM33 115V114H32ZM40 115V114H39ZM121 115V116H122ZM165 115V116H166ZM17 116H18V114H17ZM41 116V115H40ZM126 116H127V114H126ZM137 116V115H136ZM170 116V115H169ZM221 116V115H220ZM224 116V115H223ZM20 119H21V116H18ZM35 117H36V115H35ZM120 117V115L118 116V117H116L117 119ZM125 117V116H124ZM128 117V116H127ZM145 116L143 115L142 116V118H141V116H140V119H142V121L143 120H145V118H144ZM149 117V118H150ZM167 117H168V115H167ZM216 117V116H215ZM214 117V118H215ZM10 117H8V119H9ZM28 118V117H27ZM126 118V117H125ZM134 118V117H133ZM139 118V116H137L136 117V119H138ZM207 118V119H206ZM230 118V117H229ZM7 119V120H8ZM18 119V118H17ZM23 119H24V117H23ZM22 119V120H23ZM30 119V120H29ZM27 121H30V122H27V124L28 123H31V119H32V117L31 118H29ZM41 119H42V117H41ZM116 119V120H117ZM120 119V118H119ZM118 119V120H119ZM123 119V118H122ZM132 119V118H131ZM155 119V118H154ZM221 119V118H220ZM21 120V121H22ZM39 120V119H38ZM110 120V119H109ZM117 120V121H118ZM127 120L128 121H130L129 120V118H127ZM127 120H125V121H127ZM147 121H148V119H146ZM146 120H145V122H146ZM164 120H165V118H164ZM204 120V121H205ZM9 121H11V119H9ZM8 121V122H9ZM111 121L113 122V124L112 123H110V121H109V124H112V126H114V121L111 119ZM116 121V122H117ZM120 121V120H119ZM124 121V120H123ZM133 121V123H134V121H135V125H133V124H131V123H126V122H124L125 123V125H124V123L123 122H121V126L119 127H117L116 129L118 130V131H126L125 129H128V130H130V132H132L133 134H138L139 132L141 133V128L142 127H146V125H144V126H142V127H138V125H137V120H135V118H134V120H132ZM131 121V122H132ZM166 121V120H165ZM168 121V120H167ZM213 122L212 123H214L215 122V120L213 119L212 120ZM219 121V120H218ZM6 122V121H5ZM12 123H13V121H11ZM140 122V121H139ZM144 122V121H143ZM237 122V123H238ZM34 123V122H33ZM118 123V122H117ZM141 123V122H140ZM164 123V122H163ZM166 123V122H165ZM218 123V122H217ZM225 123V122H224ZM5 124V123H4ZM15 124V123H14ZM32 124V123H31ZM30 124V125H31ZM46 124V123H45ZM143 124H145V123H142V124H139V126H141V125H143ZM146 124H148V122L146 123ZM157 124V123H156ZM7 125V124H6ZM5 125V126H6ZM8 125H11V124H8ZM30 125H29V127H30ZM34 125V124H33ZM32 125V126H33ZM137 125V126H136ZM155 125V124H154ZM163 125H165V124H163ZM12 126V125H11ZM111 126V125H110ZM109 126V127H110ZM149 126V125H148ZM147 126V128L149 129V127ZM167 126H168V124H167ZM220 126H221V124H220ZM23 126H21V128H22ZM35 127V126H34ZM33 127V128H34ZM36 127H37V125H36ZM39 127V126H38ZM47 127V126H46ZM125 127H127V128H125ZM144 127V128H145ZM155 127H156V129L157 128H159V127H157V125H155ZM161 127H163V126H161ZM7 127H5V129H6ZM10 128V127H9ZM13 128V127H12ZM115 128V127H114ZM168 128V127H167ZM3 129V128H2ZM40 129V128H39ZM42 129V128H41ZM44 129L45 128H43L42 130L44 131ZM48 129V128H47ZM111 129V128H110ZM153 129H154V127H153ZM161 129V128H160ZM16 130H18V126H17V129ZM36 130V129H35ZM41 130V131H42ZM101 130V129H100ZM112 130H114V129H112ZM128 130H127V133H128ZM158 130V129H157ZM234 130V131H235ZM5 131V130H4ZM6 131H7V129H6ZM14 131V130H13ZM21 131V130H20ZM42 131V132H43ZM46 131V130H45ZM45 131H44V134L45 135H47L48 133L46 132L45 133ZM167 131H169V129L167 130ZM216 131V130H215ZM28 132V131H27ZM26 132V133H27ZM63 132V131H62ZM104 132V131H103ZM113 131H111L110 133H112ZM122 132V133H123ZM148 132L150 133L151 131H149L148 130ZM216 132H218V131H216ZM246 132L244 133V134H246ZM2 133V132H1ZM6 133V132H5ZM8 133H10V131L8 132ZM7 133V134H8ZM12 133V132H11ZM11 133H10V135H11ZM16 133H18V131H16ZM21 133V132H20ZM53 133V132H52ZM114 133V132H113ZM116 133V132H115ZM41 134V133H40ZM108 134V133H107ZM117 134H118V132H117ZM129 134V133H128ZM17 135V134H16ZM22 135H24V134H22ZM48 135H50V134H48ZM110 135V134H109ZM113 135V134H112ZM116 135V134H115ZM122 135H124V134H122ZM139 135V134H138ZM142 135V134H141ZM147 135H149V134H147ZM4 136V135H3ZM2 136V137H3ZM125 136V135H124ZM218 136V135H217ZM12 137V136H11ZM14 137V136H13ZM257 137V136H256ZM258 137H261V136H258ZM262 137H263V135H262ZM18 138V137H17ZM17 138H15V140L16 141H13L14 140V138H12L13 140H12V142H16L17 143V141H19V140H17ZM21 138V137H20ZM127 138V137H126ZM125 138V139H126ZM131 137H129V139H130ZM135 138V137H134ZM133 138V139H134ZM138 138V137H137ZM177 138V137H176ZM176 138H174V139H176ZM250 138H251V136H250ZM24 139V138H23ZM28 139V138H27ZM27 139H26V141H27ZM33 139V138H32ZM140 139V138H139ZM146 139V138H145ZM163 139V138H162ZM161 139V140H162ZM142 140H143V137H142ZM167 140V139H166ZM196 140V139H195ZM207 140V139H206ZM259 140V139H258ZM22 140L20 139V142H21ZM71 141V140H70ZM134 141V140H133ZM194 140H192V141H190V144L193 142ZM197 141V140H196ZM199 141H201L200 139H199ZM244 141V140H243ZM248 141V140H247ZM246 141V142H247ZM251 141V140H250ZM262 141V140H261ZM25 142V141H24ZM143 142H145V141H143ZM148 142V141H147ZM160 142V141H159ZM175 142V141H174ZM221 142H223V141H221ZM259 142V141H258ZM263 146H262V148H263V160H264V138H263ZM132 143V142H131ZM140 143V142H139ZM169 143V142H168ZM184 143V142H183ZM189 143V142H188ZM197 143H199V142H197ZM205 143V142H204ZM203 143V144H204ZM206 143H207V141H206ZM248 143V142H247ZM261 143V142H260ZM11 144V143H10ZM14 144V143H13ZM142 144V143H141ZM140 144V145H141ZM144 144V143H143ZM150 144L153 146V143H151L150 142ZM167 144V143H166ZM170 144V143H169ZM173 144H175V143H173ZM177 144V143H176ZM181 144V143H180ZM194 144H195V142H194ZM207 144H210V143H207ZM254 144V143H253ZM16 145V144H15ZM17 145H19V144H17ZM150 145V146H151ZM199 145V144H198ZM197 145V146H198ZM204 145H206V144H204ZM1 146V145H0ZM23 146V145H22ZM21 146V147H22ZM33 146V145H32ZM145 146V145H144ZM149 146V145H148ZM169 146H172L171 144L169 145ZM175 146V145H174ZM178 146V145H177ZM183 146H184V144H183ZM207 146H209V145H207ZM207 146H206V148H207ZM224 146V145H223ZM252 146V145H251ZM134 147H137V146H135L134 145ZM143 147V146H142ZM163 147V146H162ZM166 147V146H165ZM176 147V146H175ZM181 147V146H180ZM185 147H186V144H185ZM200 147V146H199ZM203 147V146H202ZM240 147V146H239ZM261 147V146H260ZM70 148V147H69ZM152 148V147H151ZM184 148V147H183ZM190 148V147H189ZM205 148V149H206ZM213 148V147H212ZM234 148V147H233ZM244 148H245V146H244ZM244 148H241V149H244ZM247 148V147H246ZM252 148H254L253 146H252ZM252 148H250V149H252ZM139 149V148H138ZM141 149V148H140ZM155 149H157V148H155ZM177 149V147L174 149L173 148V150H176ZM178 149H180V148H178ZM182 149V148H181ZM193 149H194V147H193ZM203 150V149H201V150H203V151H206L205 152V154L206 153H208V151L207 150ZM211 149V148H210ZM222 149V148H221ZM143 150V149H142ZM153 150V149H152ZM151 150V151H152ZM158 150H160V149H158ZM157 150V151H158ZM187 150H188V148H187ZM230 150H231V147H230ZM229 150V151H230ZM254 150V149H253ZM140 151V150H139ZM165 151H167V150H165ZM170 151V150H169ZM197 151V150H196ZM200 151V150H199ZM224 151V150H223ZM248 151V150H247ZM174 152H176V151H174ZM195 152V151H194ZM212 152H215V151H212ZM211 152V153H212ZM217 152V151H216ZM227 152V151H226ZM231 152V151H230ZM246 151H244V153H245ZM23 153V152H22ZM144 153H146L145 155H147V154H150L151 155V153H148V152H144ZM167 153H168V151H167ZM170 153V152H169ZM193 153V152H192ZM231 153H233V152H231ZM231 153H230V155H231ZM141 154L143 155V152H141ZM152 154H153V152H152ZM176 154V157H177V152L175 153ZM183 154V153H182ZM185 154V153H184ZM203 154V153H202ZM216 154H218V153H216ZM226 154V153H225ZM234 154V153H233ZM238 154V153H237ZM242 154H243V152H242ZM248 154V153H247ZM251 154H252V152H251ZM149 155V156H150ZM199 155V154H198ZM214 155H215V153H214ZM224 155V154H223ZM244 155V154H243ZM242 155V156H243ZM21 156V155H20ZM19 156V157H20ZM69 156V155H68ZM137 156V155H136ZM170 155H168V158L170 159V157H169ZM172 156H175V155H172ZM179 156H181V155H179ZM178 156V157H179ZM187 156V155H186ZM206 156V155H205ZM209 156V155H208ZM212 156V155H211ZM218 156V155H217ZM145 157V156H144ZM181 157H183V155L181 156ZM226 157V156H225ZM232 157V156H231ZM236 157V156H235ZM244 157H246V156H243V158ZM157 158H158V156H157ZM189 158V157H188ZM204 158V157H203ZM237 158H238V156H237ZM122 159V158H121ZM141 159V158H140ZM175 159V158H174ZM173 159V160H174ZM180 159V158H179ZM183 159V158H182ZM184 159H185V156H184ZM198 159V158H197ZM202 159V158H201ZM218 159V158H217ZM252 159V158H251ZM12 160V159H11ZM62 160V159H61ZM126 160H127V158H126ZM138 160V159H137ZM143 160V162H144V158L142 159ZM162 160H163V156H162ZM176 160V159H175ZM188 161H189V159H187ZM192 160V159H191ZM228 160V159H227ZM238 160H240V157H239V159ZM237 160V161H238ZM244 160H246V159H244ZM15 161V160H14ZM20 161V160H19ZM18 161V162H19ZM133 161V160H132ZM131 161V162H132ZM146 161V160H145ZM164 161H165V158H164ZM181 161V160H180ZM221 161V160H220ZM237 161H236V163H237ZM242 161V160H241ZM261 161H262V159H261ZM141 162V161H140ZM170 162H171V160H170ZM177 162V161H176ZM183 162H185L184 160H183ZM192 162V161H191ZM197 162H199V161H197ZM230 163H231V161H229ZM228 162V163H229ZM235 162V161H234ZM240 162V161H239ZM258 162V161H257ZM264 162V161H263ZM135 163V162H134ZM151 163V162H150ZM153 163H154V161H153ZM196 163V162H195ZM207 163H209V162H207ZM252 163V162H251ZM250 163V164H251ZM259 163V165H260V162H258ZM9 164V163H8ZM35 164V163H34ZM42 164V163H41ZM146 164V163H145ZM148 164V163H147ZM160 164V163H159ZM174 165H175V163H173ZM179 164V163H178ZM185 164H186V162H185ZM188 164V163H187ZM190 164V163H189ZM201 164V163H200ZM210 164L211 163H209L208 165H209V167H210ZM224 164H225V162H224ZM232 164L235 166V164L232 162ZM247 164H249V163H247ZM255 164V163H254ZM262 164V163H261ZM18 165V164H17ZM44 165V164H43ZM66 165V164H65ZM153 165V164H152ZM156 165V164H155ZM157 165H158V163H157ZM167 165H168V163H167ZM193 166H194V164H192ZM203 165V164H202ZM202 165H201V167H202ZM220 165H221V163H220ZM226 165V164H225ZM263 165V164H262ZM262 165H260V167H262ZM24 166V165H23ZM170 166H171V164H170ZM184 166V165H183ZM214 166V165H213ZM227 166V165H226ZM242 166V165H241ZM250 166V165H249ZM255 166V165H254ZM44 167V166H43ZM189 167H191V166H189ZM208 167V168H209ZM246 167V166H245ZM260 167H258V168H260ZM141 168V167H140ZM147 168V167H146ZM153 168V167H152ZM151 168V169H152ZM177 168H178V166H177ZM182 168V167H181ZM185 168H187V165H186V167ZM194 168H195V166H194ZM207 168V169H208ZM244 168V167H243ZM129 169V168H128ZM142 169V168H141ZM193 169V168H192ZM198 169V168H197ZM210 169V168H209ZM213 169V168H212ZM211 169V170H212ZM238 169V168H237ZM250 169V168H249ZM264 169V168H263ZM146 170V169H145ZM179 170V169H178ZM184 170V169H183ZM226 170V169H225ZM245 170H247V169H245ZM252 170V169H251ZM144 171V170H143ZM204 171H205V169H204ZM220 171V170H219ZM218 171V172H219ZM222 171H223V169H222ZM235 171H236V169H235ZM234 171V172H235ZM240 171V170H239ZM248 171V170H247ZM195 172V171H194ZM206 172V171H205ZM211 172V171H210ZM213 173H214V171H212ZM211 172V173H212ZM246 172V171H245ZM251 172V171H250ZM264 172V171H263ZM65 173V172H64ZM165 173V172H164ZM209 172H207V173H205V177H206V175L208 174ZM216 174H217V172H215ZM227 173H229V172H227ZM241 173V175L242 174H245L246 175V173H244V172H240ZM194 174V173H193ZM225 174H226V172H225ZM224 174V175H225ZM232 174V173H231ZM248 174V173H247ZM258 174V173H257ZM256 174V175H257ZM262 174V173H261ZM44 175V174H43ZM140 175V174H139ZM164 175V174H163ZM210 175H213V174H209L208 176H210ZM221 175H223V174H221ZM229 175V174H228ZM244 175V176H245ZM248 175H250V174H248ZM158 176V175H157ZM195 176H196V174H195ZM197 176H198V174H197ZM218 176H220L219 174H218ZM227 176V175H226ZM148 177V176H147ZM215 178H216V176H214ZM247 177V176H246ZM255 177V176H254ZM264 177V176H263ZM64 178V177H63ZM142 178V177H141ZM150 178V177H149ZM158 178V177H157ZM209 178V177H208ZM222 178V177H221ZM232 178V177H231ZM207 179V178H206ZM219 180H220V178H218ZM218 179H216L217 181H218ZM224 179V178H223ZM230 179V178H229ZM233 179H234V177H233ZM144 180V179H143ZM200 179H198V181H199ZM205 180V179H204ZM204 180H201V181H204ZM209 180H211V179H209ZM214 180V179H213ZM212 180V181H213ZM232 180V179H231ZM244 181H245V179H243ZM148 181V180H147ZM157 181V180H156ZM211 181V182H212ZM226 181V180H225ZM227 181H229V180H227ZM251 181V180H250ZM249 181V182H250ZM127 182V181H126ZM209 182V181H208ZM216 182V181H215ZM222 182V181H221ZM246 182H248V180L246 181ZM165 183V182H164ZM201 183H203L204 184V182H201ZM258 183V182H257ZM264 183V182H263ZM157 184H158V181H157ZM197 185H198V183H196ZM200 184V183H199ZM206 184H207V182H206ZM205 184V185H206ZM211 184V183H210ZM229 184V183H228ZM231 184V183H230ZM237 184V183H236ZM250 184H251V182H250ZM160 185V184H159ZM165 186H166V184H164ZM201 185V184H200ZM224 185V184H223ZM253 185V184H252ZM256 185V184H255ZM127 186V185H126ZM164 186V187H165ZM168 186V185H167ZM192 186V185H191ZM204 186V185H203ZM207 186H209V185H207ZM128 187V186H127ZM139 187V186H138ZM211 187H213V185L211 186ZM210 187V188H211ZM224 187V186H223ZM228 187H229V185H228ZM241 187V186H240ZM250 187V186H249ZM252 187V186H251ZM253 187H255V186H253ZM193 188H195L194 186H193ZM225 188H226V186H225ZM235 188V187H234ZM245 188V187H244ZM260 188V187H259ZM264 188V187H263ZM198 189H200L201 190V188H199L198 187ZM212 189V188H211ZM229 189V188H228ZM232 189V188H231ZM235 189H238V188H235ZM249 189H251V188H249ZM141 190V189H140ZM165 190H167V189H165ZM215 189H213V191H214ZM246 190H247V188H246ZM245 190V191H246ZM163 191V190H162ZM168 191V190H167ZM195 191V190H194ZM199 191V190H198ZM198 191H195V193L196 192H198ZM212 191V192H213ZM249 190H247V192H248ZM126 192V191H125ZM164 192V191H163ZM206 192V191H205ZM211 192V194H210V196L213 194ZM251 192V191H250ZM195 193H193V194H195ZM199 193H201V192H199ZM202 193H204V190L202 191ZM215 193V192H214ZM224 193H226L225 191H224ZM239 192H237V194H238ZM170 194V193H169ZM197 194V193H196ZM195 194V195H196ZM207 194H208V192H207ZM230 194V193H229ZM229 194H227V195H229ZM234 194V193H233ZM153 195V194H152ZM151 195V196H152ZM183 196H184V194H182ZM182 195L180 196V197H182ZM226 194H225V196H227ZM235 195V194H234ZM246 195V194H245ZM251 195V194H250ZM186 196V195H185ZM205 196V195H204ZM210 196H209V198H210ZM213 196H216L215 194L213 195ZM238 196V195H237ZM224 197V196H223ZM241 197V196H240ZM176 198V197H175ZM186 198H187V196H186ZM199 198H201V197H199ZM209 198H207V200L209 199ZM212 199L214 198V197H211ZM255 198V197H254ZM202 199H204V197L203 198H201V199H199V200H202ZM216 199L217 198H215V202H216ZM224 199H225V197H224ZM230 199H233V198H230ZM235 199H236V197H235ZM234 199V200H235ZM245 199H248V198H245ZM193 200V199H192ZM210 200V199H209ZM214 200V199H213ZM220 200V199H219ZM222 200V199H221ZM241 200V199H240ZM243 200V199H242ZM181 201V200H180ZM182 201H184L185 202V200H182ZM187 201V200H186ZM190 201V200H189ZM197 201V200H196ZM204 201V200H203ZM226 201H227V199H226ZM225 201V202H226ZM146 202V201H145ZM152 202V201H151ZM183 202V203H184ZM202 202V201H201ZM221 202V201H220ZM219 202V203H220ZM229 202V201H228ZM246 202V201H245ZM172 203V202H171ZM204 204H206V202H203ZM207 203H210L211 204V206H212V202H207ZM217 203V202H216ZM215 203V204H216ZM221 203H223V202H221ZM233 203H235V202H233ZM238 203H239V201H238ZM251 203V202H250ZM176 204V203H175ZM191 204V203H190ZM201 203H197V205H200ZM215 204H214V207H216L215 206ZM229 204H230V202H229ZM232 204V203H231ZM235 204H237V203H235ZM234 204V205H235ZM171 205V204H170ZM169 205V206H170ZM195 205V204H194ZM222 205H225V203H223ZM243 205V204H242ZM168 206V207H169ZM185 206V205H184ZM208 206V208L209 207H211V206H209V205H207ZM219 206V205H218ZM221 206V205H220ZM236 206V205H235ZM234 206V208H233V210L235 209V210H237V212H239L238 210L239 209H242V208H239L238 207V209H236V207ZM238 206V205H237ZM260 206V205H259ZM138 207V206H137ZM167 207V208H168ZM203 207V206H202ZM213 207V206H212ZM211 207V208H212ZM225 207V206H224ZM224 207H221V208H224ZM227 207H228V204H227ZM227 207H225V208H227ZM231 207V206H230ZM229 207V208H230ZM127 208V207H126ZM181 208H183V207H181ZM194 208V207H193ZM192 208V209H193ZM198 208H200V210L202 209L201 207H198ZM205 208V207H204ZM128 209V208H127ZM169 209H170V207H169ZM172 209V208H171ZM170 209V210H171ZM190 209V211H187L186 213H188V212H191V207L189 208ZM196 209V208H195ZM213 209V208H212ZM245 209V208H244ZM170 210H169V212H170ZM182 210H184V209H182ZM186 210V209H185ZM223 210V209H222ZM139 211V210H138ZM196 211V210H195ZM195 211H193V212H195ZM206 211L207 210H205V212L204 213H206ZM214 211V212H213ZM212 212H213V214L215 213V211L216 210H213ZM219 211V210H218ZM217 211V212H218ZM221 211V210H220ZM224 211V210H223ZM226 211V210H225ZM224 211V212H225ZM164 212V211H163ZM181 212V211H180ZM183 212V211H182ZM182 212H181V214H182ZM197 212H198V209H197ZM202 211H200V213H201ZM217 212L214 214V216L213 217H216L217 218V216H216V214H217ZM227 212H229L228 210H227ZM231 212V211H230ZM229 212V213H230ZM233 212H235V211H233ZM236 212V213H237ZM240 212H242L241 210H240ZM246 212V211H245ZM261 212V211H260ZM130 213V212H129ZM184 213V212H183ZM219 213V212H218ZM235 213V214H236ZM244 213V212H243ZM141 214V213H140ZM160 214V213H159ZM194 214H198V213H194ZM202 214V213H201ZM207 214V213H206ZM211 214V213H210ZM233 214V213H232ZM245 214V213H244ZM172 215H173V212H172ZM202 215H204V214H202ZM226 215V214H225ZM224 215V216H225ZM228 216H229V214H227ZM225 216V217H227L228 218V216ZM252 215H254V214H252ZM179 215H177V217H178ZM182 216V215H181ZM207 216V215H206ZM211 216V215H210ZM211 216V218H213ZM236 216H237V214H236ZM241 216H243V215H240L239 217H241ZM246 216V215H245ZM129 217V216H128ZM173 217V216H172ZM204 217V216H203ZM202 216L201 217H199V219H201V218H203ZM225 217H224V219H225ZM126 218H127V216H126ZM170 218V217H169ZM187 218V217H186ZM190 217H188V219H189ZM197 218V217H196ZM220 218H221V216H220ZM220 218L218 219V221H220ZM253 218V217H252ZM251 218V219H252ZM258 218V217H257ZM257 218L256 219H254V220H256L257 221ZM139 219V218H138ZM173 219V218H172ZM188 219H187V221H188ZM195 219V217L193 218V220ZM229 219L231 220V221H233L234 220V217L233 218H231V217H229ZM233 219V220H232ZM239 220H237L238 222L241 220L240 218H238ZM244 219H246V218H244ZM125 220H127V219H125ZM135 220V219H134ZM160 220V219H159ZM179 220H180V223H181V219L179 218L178 219V222H179ZM183 220H184V218H183ZM197 220V219H196ZM202 220V219H201ZM217 220V219H216ZM250 220V219H249ZM56 221V220H55ZM66 221V220H65ZM190 221V220H189ZM212 221V220H211ZM213 221H215L214 219H213ZM222 221V220H221ZM225 221H227V220H225ZM225 221H224V224H225ZM236 221V220H235ZM255 221V222H256ZM50 222V221H49ZM138 222V221H137ZM160 222V221H159ZM177 222V223H178ZM200 222H202V221H200ZM203 222H204V220H203ZM258 222V221H257ZM158 223V222H157ZM191 222H189V224H190ZM197 223H199V221L197 220ZM215 223V222H214ZM213 223V224H214ZM247 223V222H246ZM262 223V222H261ZM66 224V223H65ZM207 224H209L208 223V221H207ZM207 224L206 225H204L205 227L207 226ZM223 224V225H224ZM227 224V223H226ZM233 223H231L230 225H232ZM244 224V223H243ZM256 224V223H255ZM148 225H150V224H148ZM163 225V224H162ZM167 225V224H166ZM185 225V224H184ZM191 225V224H190ZM200 225H201V223H200ZM200 225H198V226H200ZM223 225H221L220 224V226H223ZM229 225V224H228ZM241 225V224H240ZM245 225V224H244ZM243 225V226H244ZM38 226V225H37ZM144 226V225H143ZM165 226V225H164ZM193 227H195L196 228V226H197V224L195 223V225H192ZM218 226V225H217ZM216 226V228H218ZM219 226V227H220ZM262 226H264V225H262ZM60 227V226H59ZM70 227V226H69ZM173 227V226H172ZM180 227V226H179ZM193 227H190L191 229L193 228ZM208 227H209V225H208ZM234 227L235 226H233V228L231 229V231L234 229ZM153 228H155V227H153ZM186 228V227H185ZM190 228H188L189 230H190ZM204 228V227H203ZM202 228V229H203ZM220 228H223V227H220ZM219 228V229H220ZM252 228V227H251ZM257 228H258V225H257ZM260 228V227H259ZM258 228V229H259ZM125 229V228H124ZM161 229V228H160ZM168 229H170L169 227H168ZM167 229V230H168ZM181 229H183V228H181ZM209 229V228H208ZM211 229H212V226H211ZM245 230H246V228H244ZM248 229V228H247ZM256 229V228H255ZM172 230V229H171ZM184 230V229H183ZM222 231L224 230V229H221ZM262 230H263V228H262ZM66 231V230H65ZM134 231V230H133ZM193 231H195L194 229H193ZM197 231H199L198 230V227H197ZM205 231H206V229H205ZM209 231H210V229H209ZM215 230H213V232H214ZM219 231V230H218ZM225 231V230H224ZM251 231H253V232H251ZM251 234L253 233V234H255L254 233V230L253 229H251ZM256 231V230H255ZM261 231V229L259 230V232ZM173 231H171V233H172ZM216 232V231H215ZM226 232V231H225ZM239 232H240V230H239ZM242 232V231H241ZM245 232H247V231H245ZM257 232V231H256ZM262 232V231H261ZM178 233V232H177ZM191 233V232H190ZM194 233V232H193ZM203 233V232H202ZM202 233H201V235H202ZM205 233V232H204ZM218 233V232H217ZM159 234V233H158ZM161 234H163V233H161ZM183 234V233H182ZM196 235H197V232L195 233ZM208 234H211V233H208ZM208 234H206V237H207V235ZM232 234H233V231H232ZM240 234H242V233H239V235ZM247 234V233H246ZM245 234V235H246ZM67 235V234H66ZM160 235V234H159ZM193 235V234H192ZM221 235V234H220ZM258 235V234H257ZM260 235V234H259ZM161 236H163V235H161ZM212 236V235H211ZM235 236V235H234ZM240 236H242V235H240ZM185 237H186V235H185ZM193 237H195V235L193 236ZM199 237L201 238V236L199 235ZM198 237V238H199ZM229 237H231L230 236V234H229ZM238 237V236H237ZM246 237V236H245ZM244 237V239H246V238H248V237H246L245 238ZM257 237V236H256ZM261 238V240H262V238H264V235H263V237L262 236H260ZM187 238V237H186ZM207 238H210L209 236L207 237ZM258 238V237H257ZM162 239H164V238H162ZM227 239H229V238H227ZM227 239H226V241H227ZM235 239V238H234ZM249 239V238H248ZM255 239V236H254V238L252 239L255 243H256V241L254 240ZM260 239H258V241H257V246H258V244L260 243L259 242V240ZM166 240V239H165ZM172 240V239H171ZM175 240V239H174ZM208 241H209V239H207ZM239 241V238L238 239H236V241ZM150 241V240H149ZM217 241V240H216ZM249 241V240H248ZM248 241H246V243H249ZM252 241V242H253ZM263 242L262 243H264V240H262ZM126 242V241H125ZM192 242V241H191ZM212 242V241H211ZM228 242V241H227ZM234 242V241H233ZM242 242H243V239H242ZM254 242H253V244H254ZM259 242V243H258ZM193 243H195V242H193ZM209 245L211 244L210 242H207ZM224 243L225 242H223V245L222 246H226V245H224ZM237 243V242H236ZM261 243V244H262ZM5 244V243H4ZM7 244V243H6ZM72 244V243H71ZM196 244V243H195ZM201 244V243H200ZM204 244V243H203ZM226 244V243H225ZM228 244V243H227ZM234 244V243H233ZM233 244H232V246H233ZM241 244V243H240ZM243 244V243H242ZM252 244V247L254 246ZM87 245V244H86ZM206 245V244H205ZM71 246V245H70ZM196 246V245H195ZM195 246H194V248H195ZM202 246V245H201ZM212 246V245H211ZM213 246H214V244H213ZM218 246V245H217ZM248 247V249H250V246H249V244L247 245ZM261 246V245H260ZM263 246V245H262ZM126 247V246H125ZM190 247H192V246H190ZM215 247V246H214ZM238 247V246H237ZM240 247V246H239ZM238 247V248H239ZM243 247V246H242ZM86 248V247H85ZM177 248V247H176ZM204 248H205V246H204ZM211 248V247H210ZM209 247H208V249H210ZM224 249H226V247H223ZM223 248H220V249H218V250H221V249H223ZM228 248V247H227ZM258 248H260L259 246H258ZM193 249V248H192ZM198 249V248H197ZM223 249V250H224ZM232 249V248H231ZM263 250H264V248H262ZM65 250V249H64ZM206 250V249H205ZM217 250V251H218ZM234 250H235V248H234ZM239 250V249H238ZM247 249H245L244 250V252L246 251ZM97 251V250H96ZM222 251V250H221ZM224 251H226V253L228 254L229 252H230V250L229 251H227V249L226 250H224ZM241 251V250H240ZM248 251V253L251 251V249H250V251L249 250H247ZM54 252V251H53ZM69 252V251H68ZM238 252V251H237ZM263 252V251H262ZM74 253V252H73ZM219 253V252H218ZM233 254H234V251L232 252ZM239 253V252H238ZM237 253V254H238ZM79 254V253H78ZM166 254V253H165ZM164 254V255H165ZM191 254V253H190ZM230 254V253H229ZM233 254H231V255H233ZM247 253L245 252L244 253V255H246ZM256 254V253H255ZM263 254H264V252H263ZM133 255V254H132ZM205 255V254H204ZM221 255V254H220ZM253 255V254H252ZM74 256H76V255H74ZM81 256V255H80ZM88 256V255H87ZM208 256V255H207ZM229 256V255H228ZM236 256V255H235ZM256 256V255H255ZM255 256L254 257H252L253 259L255 258ZM166 257V256H165ZM169 257H170V255H169ZM211 257V256H210ZM215 257V256H214ZM226 257V256H225ZM260 257V256H259ZM88 258V257H87ZM168 258V257H167ZM218 258V257H217ZM230 258V257H229ZM236 258V257H235ZM262 258V257H261ZM261 258H259V259H261ZM86 259V258H85ZM197 259H199L198 257H197ZM231 259V258H230ZM229 259V260H230ZM242 260H243V258H241ZM245 259H246V256H245ZM250 259H251V257H250ZM263 259H264V256H263ZM79 260V259H78ZM81 260V259H80ZM167 260V259H166ZM174 260V259H173ZM236 260H237V258H236ZM241 260V261H242ZM257 260H258V258H257ZM57 261V260H56ZM102 261V260H101ZM235 261V260H234ZM238 261V260H237ZM240 261V260H239ZM238 261V262H239ZM247 261V260H246ZM251 261V260H250ZM253 261L254 260H252L251 262L253 263ZM82 262H84L83 260H82ZM218 262V261H217ZM230 262V261H229ZM262 262V261H261ZM60 263V262H59ZM216 263V262H215ZM232 263V262H231ZM244 263V262H243ZM256 263H257V261H256ZM263 263V262H262ZM84 264H86V263H84ZM219 264V263H218ZM224 264H226V262L224 263ZM230 264V263H229ZM237 264V263H236ZM239 264H240V262H239ZM245 264V263H244ZM250 264V263H249Z\"/></svg>", "mask_w": 264, "mask_h": 264}]
</instances>
